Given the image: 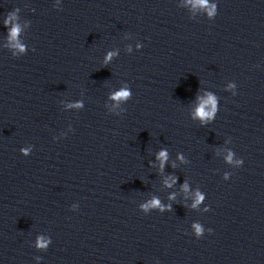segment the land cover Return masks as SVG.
<instances>
[{
    "label": "clouds",
    "instance_id": "clouds-1",
    "mask_svg": "<svg viewBox=\"0 0 264 264\" xmlns=\"http://www.w3.org/2000/svg\"><path fill=\"white\" fill-rule=\"evenodd\" d=\"M190 2H192L194 4V6H202V7H207V0H190ZM214 12V6L213 7H209L208 8V14L211 16ZM15 20V15H9L8 19L5 21V24H9L11 21ZM20 32V27L18 24H13L11 30H10V35H9V39L10 41L13 42V46L19 48L21 51H23V46L21 44H19L18 40H17V36ZM113 55V53H109L107 59H111V56ZM130 95V93L127 90H121L120 92L116 93L113 96V99L115 100H122V99H126L128 98ZM215 97L212 96L211 94H208L207 99H201V103L200 106L197 108L195 115L198 116L199 118H201L202 122H204L206 119H210L215 111ZM209 106H211V108L209 109ZM158 159L161 161V167H163L164 162L167 160V153L165 151H161L158 155ZM229 160H231V154L228 157ZM185 190H186V186H185ZM203 197L200 196L199 194H197V203L200 202V200H202ZM159 205V201L157 200H153L150 202L149 205H145L144 207H149V206H158ZM195 207V205H193ZM196 231L199 234L201 229L199 227V225H196ZM46 241H44L42 238L38 241V246L43 248L46 247Z\"/></svg>",
    "mask_w": 264,
    "mask_h": 264
}]
</instances>
